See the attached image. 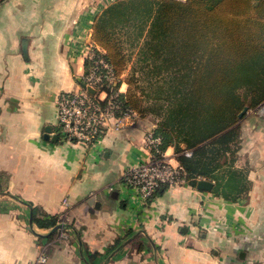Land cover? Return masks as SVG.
Segmentation results:
<instances>
[{"label":"crops","instance_id":"1","mask_svg":"<svg viewBox=\"0 0 264 264\" xmlns=\"http://www.w3.org/2000/svg\"><path fill=\"white\" fill-rule=\"evenodd\" d=\"M72 1L13 5V65L0 88V171L7 175L0 180V264H32L43 248L44 264H264V113L246 106L238 122L236 176L232 181L218 171L224 178L217 196L209 178L211 190L189 184L141 198L125 183L124 171L149 158L144 132L157 120L142 117L91 144L60 131L56 96L78 87L92 45L85 34L97 14L90 0ZM23 35L29 37L26 53L19 47ZM168 152L176 158L174 145ZM214 205L218 232L191 224L206 221ZM33 207L67 210L69 236L39 227ZM119 236L125 238L109 252ZM89 251L103 254L90 260Z\"/></svg>","mask_w":264,"mask_h":264},{"label":"trees","instance_id":"2","mask_svg":"<svg viewBox=\"0 0 264 264\" xmlns=\"http://www.w3.org/2000/svg\"><path fill=\"white\" fill-rule=\"evenodd\" d=\"M93 27L94 43L104 49L101 55L112 66L117 87L128 83L123 107L143 118L156 116L163 147L175 146L190 184L196 186L199 175L209 176L217 179L218 193L224 175L217 170L233 181L238 122L246 112L240 113L264 101V0H116L95 16ZM126 45H140L143 69L156 75L150 76V88L136 83L133 72L124 77ZM92 64L85 59L86 70ZM146 94L154 95V104L143 105ZM5 176L0 171L1 182ZM33 219L52 228L60 214L33 207ZM124 238L117 237L109 252ZM102 254L89 251V258Z\"/></svg>","mask_w":264,"mask_h":264},{"label":"built area","instance_id":"3","mask_svg":"<svg viewBox=\"0 0 264 264\" xmlns=\"http://www.w3.org/2000/svg\"><path fill=\"white\" fill-rule=\"evenodd\" d=\"M104 49L96 45L86 53L93 64L78 76V87L64 90L56 96L57 120L63 136L71 141L91 144L108 131H120L135 126L141 116L137 111L123 107L122 96L127 92L128 83L123 80L117 87L118 79L109 62L101 55ZM85 58V59H86ZM84 83L86 87H83ZM92 87L95 92H90ZM257 110L264 113V101ZM153 124L144 132V146L149 150V158L130 165L124 171L125 183L135 189L141 198H152L155 193L166 187H179L188 182V173L183 164L163 147V135ZM187 156L192 149H185ZM66 207L68 198L63 199ZM58 228L61 237H68L71 221L67 210L60 214ZM48 260L43 248L32 264H44Z\"/></svg>","mask_w":264,"mask_h":264},{"label":"rangeland","instance_id":"4","mask_svg":"<svg viewBox=\"0 0 264 264\" xmlns=\"http://www.w3.org/2000/svg\"><path fill=\"white\" fill-rule=\"evenodd\" d=\"M21 1L22 0H0V88H2L5 84H7V81L9 79L10 70L13 65V5H20ZM29 1H30V5H33V6H38L42 4V0H29ZM58 1L59 0H48V3L49 5H52V4L57 5ZM76 1L79 3L80 1H84V0H76ZM114 1L116 0H90V4L91 6L97 7V14H99L105 7H107ZM38 16L48 17L49 15L40 14ZM51 16H58V15H51ZM91 16H93V14ZM94 20H93V23H94ZM86 21L89 23L90 21L89 15L86 18ZM85 35L87 36L88 44L92 43V45L88 48V50L91 48H95L97 44L94 43L93 25H92V30L90 31V33L88 35L87 34ZM90 36H91V40H90ZM25 39L27 40V45H28L29 37H25V35H23L22 37H20L19 47L23 48L24 42L26 41ZM82 43L84 44V41ZM124 48L126 50V53L128 55V60H129L124 77L129 75V73L133 72L136 75V79H137L136 83H139L142 86L150 88V84H152L150 82V76L155 78L154 76L156 75H152V73L149 74L147 72L148 70L143 69L144 67L142 66L143 62L142 63L140 62L141 60L140 45L135 46L133 49L129 45H126ZM85 69H86V65H85ZM152 95L153 94L142 95L143 105L148 106V105H152L155 103V100L151 99ZM147 116L158 121L156 116L152 114H148L146 115V117ZM174 153L177 156L178 151L175 150ZM235 160H238V159H235ZM231 163H232L231 165H234L233 162ZM218 171L219 170L215 171L214 173L218 174L219 173ZM197 178L198 179H204V178L209 179L210 177L199 175L197 176ZM212 180H215V183L217 182V179H212ZM190 183H191V180L190 181L188 180V182L185 185H189ZM193 187H196V186H193ZM212 194L214 196H217L218 193L214 190ZM156 196H158V194ZM216 210H217V207L214 205V207L210 208V213L207 212L208 215H207L206 221L199 220V222H197L196 220H194V221H191V224L199 225L198 227L201 229L202 232L205 231L207 233L208 231H212V230H214L215 232H218L221 229V227L219 225V222L217 221V217H216L217 211ZM200 223L203 226H200Z\"/></svg>","mask_w":264,"mask_h":264},{"label":"water","instance_id":"5","mask_svg":"<svg viewBox=\"0 0 264 264\" xmlns=\"http://www.w3.org/2000/svg\"><path fill=\"white\" fill-rule=\"evenodd\" d=\"M25 40H26V39H25ZM90 40H91V36H90ZM23 51H24V53H26V51H27V40L24 42V45H23ZM81 85H82L83 87H86V85H85L84 83H81ZM87 89H88L90 92H92V93L95 92V89H93L92 87H87ZM247 109H248V108L245 107V108L242 110V112L240 113V115L244 114V113L247 111ZM51 131H52L51 127H50V126H47V127H46V134H45V137H46V138H49ZM58 136H59V135H58L57 133L54 134V135H53V139H57ZM197 186H198V188L203 189V190H211V189L213 188V186H214V182L211 181V180H209V179H200V180L198 181ZM60 226H61L60 224L55 225L54 227H52V229H51L50 232L57 231L58 228H59Z\"/></svg>","mask_w":264,"mask_h":264}]
</instances>
